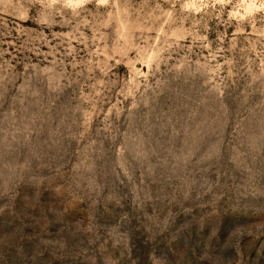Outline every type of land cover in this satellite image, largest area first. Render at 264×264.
<instances>
[{"label":"rangeland","instance_id":"rangeland-1","mask_svg":"<svg viewBox=\"0 0 264 264\" xmlns=\"http://www.w3.org/2000/svg\"><path fill=\"white\" fill-rule=\"evenodd\" d=\"M0 264H264V0H0Z\"/></svg>","mask_w":264,"mask_h":264}]
</instances>
